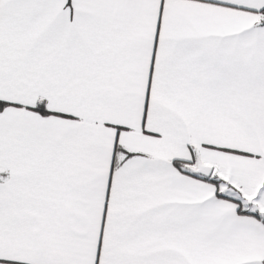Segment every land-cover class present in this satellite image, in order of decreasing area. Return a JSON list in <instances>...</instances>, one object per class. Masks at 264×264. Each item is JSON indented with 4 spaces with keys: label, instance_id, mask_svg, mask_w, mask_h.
I'll return each mask as SVG.
<instances>
[{
    "label": "snow or ice",
    "instance_id": "6c2138e0",
    "mask_svg": "<svg viewBox=\"0 0 264 264\" xmlns=\"http://www.w3.org/2000/svg\"><path fill=\"white\" fill-rule=\"evenodd\" d=\"M0 264H264V0H0Z\"/></svg>",
    "mask_w": 264,
    "mask_h": 264
}]
</instances>
